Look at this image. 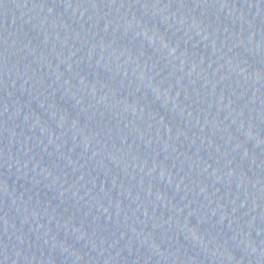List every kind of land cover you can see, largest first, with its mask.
<instances>
[{"label": "water", "instance_id": "obj_1", "mask_svg": "<svg viewBox=\"0 0 264 264\" xmlns=\"http://www.w3.org/2000/svg\"><path fill=\"white\" fill-rule=\"evenodd\" d=\"M0 264H264V0H0Z\"/></svg>", "mask_w": 264, "mask_h": 264}]
</instances>
